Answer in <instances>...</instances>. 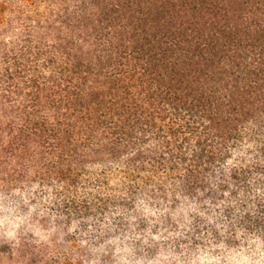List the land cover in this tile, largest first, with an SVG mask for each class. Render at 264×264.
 <instances>
[{"label":"trees","instance_id":"16d2710c","mask_svg":"<svg viewBox=\"0 0 264 264\" xmlns=\"http://www.w3.org/2000/svg\"><path fill=\"white\" fill-rule=\"evenodd\" d=\"M48 2L57 7L45 15V0H0V25L26 30L24 51L0 57V138L12 134L26 156L34 149L38 178L66 189L82 186L92 164L103 168L88 183L127 181L104 198L66 197L59 211L130 210L147 185L154 199L164 194L154 179L213 200L231 185L245 201L236 223L264 236V196L248 200L264 189V17H243L248 0ZM246 142L255 163L223 182L221 165Z\"/></svg>","mask_w":264,"mask_h":264},{"label":"clouds","instance_id":"9594fccd","mask_svg":"<svg viewBox=\"0 0 264 264\" xmlns=\"http://www.w3.org/2000/svg\"><path fill=\"white\" fill-rule=\"evenodd\" d=\"M56 7L45 0L40 10L48 15ZM240 12L245 19L264 17V0L243 2ZM25 35L21 22L0 25V57L24 51ZM11 135L0 138V264H264V236L236 223L235 213L241 212L239 204L245 201L239 192L232 197L231 185L218 190L213 200L201 191L194 196L173 193L167 178L154 179L165 188L158 199L147 185L130 210L66 215L59 211L66 197L91 201L119 194L126 178L116 176L103 185L88 183L103 168L92 164L85 166V183L73 190L66 189L64 181H44L38 178L42 169L35 150L29 147L34 155L26 156ZM254 157L252 142L233 149L221 165L223 182L231 169L255 163ZM262 196L264 189L255 188L248 200ZM173 199L178 201L175 206ZM227 207L234 209L232 219L223 215ZM141 220L143 229L138 228ZM228 239L233 243H225Z\"/></svg>","mask_w":264,"mask_h":264}]
</instances>
